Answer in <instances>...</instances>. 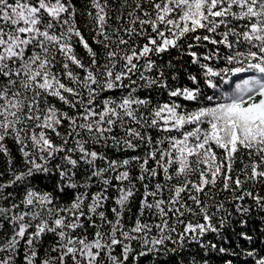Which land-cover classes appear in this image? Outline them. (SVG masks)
Instances as JSON below:
<instances>
[{"label":"snow or ice","instance_id":"snow-or-ice-1","mask_svg":"<svg viewBox=\"0 0 264 264\" xmlns=\"http://www.w3.org/2000/svg\"><path fill=\"white\" fill-rule=\"evenodd\" d=\"M0 154V264H264V0H0Z\"/></svg>","mask_w":264,"mask_h":264},{"label":"trees","instance_id":"trees-1","mask_svg":"<svg viewBox=\"0 0 264 264\" xmlns=\"http://www.w3.org/2000/svg\"><path fill=\"white\" fill-rule=\"evenodd\" d=\"M165 59H167V57H165ZM235 81V78H234ZM185 83H189L187 81H184ZM202 87H204L203 85H201ZM233 87L235 86V83H233L232 85ZM222 87L225 88V90H229L227 85H222ZM211 91V90H208ZM12 150H13V155H14V162L16 164L17 167H19L20 163H21V158L19 156V153L15 150L14 145H9ZM6 168V161L3 157L2 154H0V171H4ZM7 173H5V176L3 177V179H7ZM34 183H36V186L42 190H48L51 191L52 185H51V181L48 180H44L42 177L38 178L34 181ZM9 191H12V189H9ZM65 199H67V197H65ZM247 231L254 237L255 239V248L257 253H261L264 252V237L259 236V232L262 229V221H261V217L256 216L255 214H253V217L249 220L247 226ZM240 225L239 224H235L233 226H230L229 229L224 233L225 237L227 238L226 241H221L219 240L215 234H209L207 239L211 240L213 242L218 243L220 246H224V247H228L230 252L233 248H236L237 251H239V248H237V245H243L245 248H252L253 245L249 242L243 241V240H238L237 237L235 235H233L234 232H238L240 231ZM197 250V246L193 245L191 247V249H188L187 251H190L192 253H195ZM201 255H203V253H200ZM165 260L169 261V264H171V260L168 257H164ZM188 259H191V256L188 257ZM209 259V264H226V261H231L232 264H252V261L250 260V258L244 256L243 254L240 255H231V254H219V253H211L208 257Z\"/></svg>","mask_w":264,"mask_h":264}]
</instances>
